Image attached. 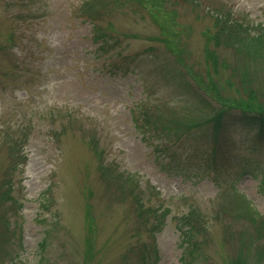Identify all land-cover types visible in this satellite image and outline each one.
Returning <instances> with one entry per match:
<instances>
[{
	"label": "rangeland",
	"instance_id": "rangeland-1",
	"mask_svg": "<svg viewBox=\"0 0 264 264\" xmlns=\"http://www.w3.org/2000/svg\"><path fill=\"white\" fill-rule=\"evenodd\" d=\"M259 27L264 0H0V264H184L185 216L187 264H260Z\"/></svg>",
	"mask_w": 264,
	"mask_h": 264
},
{
	"label": "trees",
	"instance_id": "trees-1",
	"mask_svg": "<svg viewBox=\"0 0 264 264\" xmlns=\"http://www.w3.org/2000/svg\"><path fill=\"white\" fill-rule=\"evenodd\" d=\"M255 33L257 37L260 38L261 42H263L264 44V27L257 28L255 32L249 34V38H253L255 36ZM167 42L168 43L172 42V39H168ZM173 50H176V48L173 47ZM194 94L199 97V95L196 92ZM217 99L220 100V102L223 104V107L219 108L218 111L210 117V120L214 125L213 128L214 132H216L221 127L222 120H226L227 116L229 117L230 113L228 112H231L229 110V105L227 106L225 101H223V97ZM199 101L202 104V100L200 99ZM237 118H240L246 124L253 126L258 133L261 134L264 133V111L252 112L251 108L248 109L247 107L246 109L245 107V109L237 113ZM182 124H184L183 121ZM184 219L186 222V229L183 232V236L180 244L182 245L184 264H187L185 259L186 255L184 251L187 254H190L191 257H194L196 255L201 242V239L198 237V234L201 233L199 226L202 222L197 217H194L193 221L191 217H187V216H185ZM0 221L4 223V229L0 235V252L2 257H7L11 251L9 249V234H7L8 220L4 212L0 214ZM255 257L257 261L260 262V264H264V246L261 247L260 249L256 248ZM140 258H141L140 264H146L145 254H142ZM239 258L242 260V264H246L245 257L242 253L240 254Z\"/></svg>",
	"mask_w": 264,
	"mask_h": 264
}]
</instances>
